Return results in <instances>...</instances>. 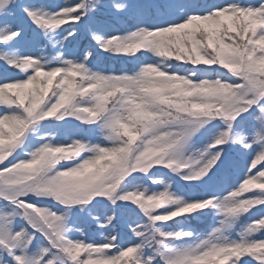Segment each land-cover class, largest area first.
<instances>
[{
  "label": "snow or ice",
  "instance_id": "1",
  "mask_svg": "<svg viewBox=\"0 0 264 264\" xmlns=\"http://www.w3.org/2000/svg\"><path fill=\"white\" fill-rule=\"evenodd\" d=\"M0 264H264V0H0Z\"/></svg>",
  "mask_w": 264,
  "mask_h": 264
},
{
  "label": "trees",
  "instance_id": "2",
  "mask_svg": "<svg viewBox=\"0 0 264 264\" xmlns=\"http://www.w3.org/2000/svg\"><path fill=\"white\" fill-rule=\"evenodd\" d=\"M107 66L110 68H116V69L131 67V65L127 63L126 61L118 60V59H113V60L108 61Z\"/></svg>",
  "mask_w": 264,
  "mask_h": 264
}]
</instances>
